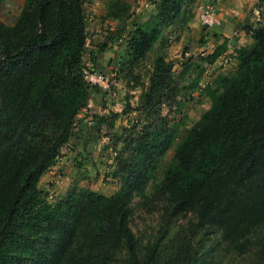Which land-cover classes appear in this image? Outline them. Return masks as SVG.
<instances>
[{
    "label": "trees",
    "instance_id": "1",
    "mask_svg": "<svg viewBox=\"0 0 264 264\" xmlns=\"http://www.w3.org/2000/svg\"><path fill=\"white\" fill-rule=\"evenodd\" d=\"M192 1L161 0L137 28L132 54L149 51L157 25L181 17L182 4ZM263 1L258 5L264 9ZM261 14L262 20L245 27L252 42L228 51L235 53L234 72L217 76L220 90H206L210 107L176 144L159 181L156 170L175 129L142 126L115 138L122 148L114 193L82 187L55 203L39 188L40 177L57 162L91 89L99 87L83 77L84 0H25L12 25L0 22V264H109L118 251L129 264H178L153 250L138 258L129 227L136 196L146 204L164 203L174 214L191 213L198 227L218 228L235 251H243L252 228L264 224ZM226 48L217 45L206 60L212 63ZM175 88L170 64H156L140 101L154 104L156 115L160 99ZM116 118V112L109 119L96 116L101 126ZM178 251L192 260L187 244Z\"/></svg>",
    "mask_w": 264,
    "mask_h": 264
},
{
    "label": "rangeland",
    "instance_id": "2",
    "mask_svg": "<svg viewBox=\"0 0 264 264\" xmlns=\"http://www.w3.org/2000/svg\"><path fill=\"white\" fill-rule=\"evenodd\" d=\"M214 1L183 3L182 16L171 23L158 24L157 41L140 55L132 54V38L137 28L157 12L161 0H84L88 39L82 53L83 70L105 79L97 90L91 89L87 105L80 110V119L56 160V168L50 167L40 177L39 188L49 202L55 203L82 187L106 195L114 193L118 179L113 174L122 148V142L115 138L126 137L132 129L134 133L142 126L175 129L176 137L156 170V180L161 179L176 144L210 107L211 97L206 90L218 89V82H214L217 76L230 75L236 68L237 61H223L228 52L212 63L206 60L218 45L214 29L219 27L220 19L214 7L218 24L204 28L199 6L214 5ZM24 2L2 0L0 22L12 25ZM262 11L257 4L252 15L262 20ZM115 12L117 16H113ZM156 64H170L176 88L164 94L154 115L155 105L148 106L145 97L140 101V95L149 88ZM112 112L117 113V118L111 126L108 121L103 126L98 124L96 116L109 119ZM147 191H151V185ZM129 227L139 259L153 250L160 259H176L178 264H264V224L252 228L246 248L238 252L223 239L218 228L198 227L191 213L174 214L164 203L146 204L136 196L131 203ZM180 244L194 249L192 260L181 259ZM109 264H129L127 255L118 251Z\"/></svg>",
    "mask_w": 264,
    "mask_h": 264
},
{
    "label": "crops",
    "instance_id": "3",
    "mask_svg": "<svg viewBox=\"0 0 264 264\" xmlns=\"http://www.w3.org/2000/svg\"><path fill=\"white\" fill-rule=\"evenodd\" d=\"M257 4L258 0L214 1L220 19V25L218 28L213 29L217 33L218 45L221 43L227 44L225 52L235 50V48L241 46H247L252 42L250 35L245 31V27L248 25H255L259 22L258 19L252 15ZM56 166L57 162L52 166L53 169H55Z\"/></svg>",
    "mask_w": 264,
    "mask_h": 264
},
{
    "label": "built area",
    "instance_id": "4",
    "mask_svg": "<svg viewBox=\"0 0 264 264\" xmlns=\"http://www.w3.org/2000/svg\"><path fill=\"white\" fill-rule=\"evenodd\" d=\"M200 7V13H199V20L203 26L206 28H211L215 24H218V21L215 17V6L213 4H206ZM227 55V54H224ZM229 56H223V61L227 62L228 64L234 63L236 61L235 59V53L228 54ZM83 77L84 79L89 82L90 84L102 86L103 80L105 77L101 74H97L95 72H87L83 70Z\"/></svg>",
    "mask_w": 264,
    "mask_h": 264
}]
</instances>
